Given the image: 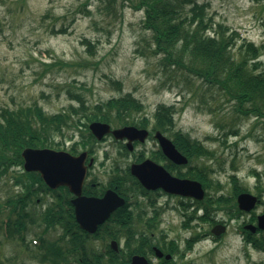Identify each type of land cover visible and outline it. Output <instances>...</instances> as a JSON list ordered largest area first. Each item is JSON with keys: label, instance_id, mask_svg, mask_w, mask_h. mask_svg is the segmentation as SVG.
Instances as JSON below:
<instances>
[{"label": "rangeland", "instance_id": "1", "mask_svg": "<svg viewBox=\"0 0 264 264\" xmlns=\"http://www.w3.org/2000/svg\"><path fill=\"white\" fill-rule=\"evenodd\" d=\"M199 1L209 4L215 20L257 45L264 44V0ZM142 19L143 10L135 9L131 0H0V110L37 104L48 114L68 113L71 104L80 106L70 95L74 91L83 97L86 112L77 109L75 118L91 114L96 105L102 108L99 114H105L107 108L101 104L123 96L142 104L133 116L150 118L159 104L171 105L174 131L181 129L213 152L193 162L210 183L207 190L212 196L230 195L229 176L235 174L249 192L259 195L252 210L258 214L264 207V117L237 113L233 102L214 87L165 67L160 55L152 53V35L143 28ZM259 59L264 67V49ZM73 125L64 127L54 143L68 147L73 137L78 139ZM16 171L0 176V209L5 212L9 207L4 201L21 192L12 181ZM135 199V204L139 200L143 205L138 194ZM50 204L52 195L45 192L28 202L25 209L34 221L25 232L27 242L0 234V257L6 264H52L41 261L40 253L34 255L37 250L31 242L45 231L39 214ZM182 209L178 198L171 199L158 227L152 229L156 238L164 233L180 245L194 232L206 233L178 256L179 264L188 259L195 264H264V250L246 243L239 231L250 212L233 218L226 208L210 211L209 218L226 224L215 241L208 233L214 221L192 220L186 226ZM133 229L137 232L141 226ZM61 233V227L53 225L44 235L55 239ZM120 243L126 250L135 246V242ZM85 244L96 251L104 247L96 241Z\"/></svg>", "mask_w": 264, "mask_h": 264}, {"label": "trees", "instance_id": "2", "mask_svg": "<svg viewBox=\"0 0 264 264\" xmlns=\"http://www.w3.org/2000/svg\"><path fill=\"white\" fill-rule=\"evenodd\" d=\"M135 9L143 10V28L151 32L154 46L152 53L160 55V61L167 68L180 71L183 74L195 76L209 87L220 91L227 101L233 102L234 110L243 115L264 117V67L260 55L263 53L264 44H255L241 36V33L224 22L214 19L209 12V4L199 0H131ZM70 95L80 102L79 108L70 105L67 112L59 111L53 114L46 113L41 106L27 105L18 108L3 107L0 110V176L8 173L10 169L18 168L22 164L21 149L25 146L56 147L54 137L63 134L64 127L75 125L83 118L86 122L99 119L119 123L135 124L132 112L138 111L142 104L131 96L112 98L102 103L107 108L105 114L102 108L95 106V111L89 115H78L77 109L85 112L84 99L79 92H70ZM70 111L72 113H70ZM154 127L167 130L175 125L173 106L159 104L154 113ZM130 119V120H129ZM145 126V118L141 119ZM173 141L177 148L183 151L190 159L200 156L209 157L213 154L196 139H191L188 134L180 131L173 132ZM82 137L89 140L93 138L82 131ZM204 185L208 184L201 176ZM232 195L212 196L207 193L202 203V219L209 221V212L216 209H227L231 215H237L240 210L235 205V195L246 190L241 185L235 174H230ZM219 182V180H217ZM14 183L23 187L22 194L9 196L4 202L8 211L0 209V234L4 231L6 237L24 240L23 231L27 222L34 219L25 211V206L32 199V195L39 189L49 191L42 182L37 172H18ZM47 226L56 223V214L53 208L48 209L43 215ZM127 217H132L126 215ZM78 233V232H77ZM112 230H105V235L113 236ZM264 234V233H263ZM111 235V236H110ZM247 241L257 248L264 250V236H257L246 231ZM80 237V235H78ZM44 240L40 252L41 261H50L60 264L56 256H66L65 250L59 243ZM77 236L67 241L73 250V255L84 264H101L96 258L86 260V247L75 242ZM79 241V240H78ZM113 253V252H112ZM71 254V255H72ZM113 256L117 254L113 253ZM92 256H97L92 253ZM65 259V258H64ZM124 258L112 257L105 264H121ZM0 264H6L0 257Z\"/></svg>", "mask_w": 264, "mask_h": 264}, {"label": "flooded vegetation", "instance_id": "3", "mask_svg": "<svg viewBox=\"0 0 264 264\" xmlns=\"http://www.w3.org/2000/svg\"><path fill=\"white\" fill-rule=\"evenodd\" d=\"M139 121L140 118H136L133 125L147 129L148 132L144 140L133 139L129 141L126 137L119 139L114 137L112 133H109L100 140L94 139L93 141L83 142L81 133L78 134L80 132L78 129L75 130L77 131V135L73 132L74 136H79L78 139H74L73 137V141L68 147H65L63 144L60 145L62 149H66L75 155L82 151L87 153L84 160L86 172L80 187V193L71 191L66 185H59L54 189V212L61 228L71 230L74 232L73 237H75L76 230L78 228L82 229L77 219V212L80 211L85 214L94 213L96 209L87 200L102 199L107 191H112L117 197L120 196L124 199V204L117 206L106 219L104 218L99 221L95 231L89 233L88 238L82 239L84 243L85 241H96L100 242V245H104L103 250L99 251L103 255L97 256V260L105 263V261L113 257L112 254L109 255L107 248L105 250V241L107 242V247L112 240V238H105V230L107 229L113 230L116 234L119 233L120 237H117L116 241L118 249L120 248L119 251L122 250L123 254L128 253L130 249H124L120 240L126 244L135 242V251L144 255L148 259V264H177L179 262L177 260L178 256H183L189 251L186 241L191 238L203 237L206 233L194 232L184 238L183 245H180L175 239H166L164 233H162V238L158 239L154 236L153 231L148 232L147 230L158 227L157 223L160 222V217L168 208L170 200L173 198H178L180 204L183 205L181 211L185 219L184 225L186 226H189L192 220H201L200 214L203 208L196 200L166 191L161 186L152 189L145 187L138 178L132 175L131 165L140 163L145 159H150L154 164L161 166L170 176L192 179H196L195 177L199 176L205 178V176L202 173V169L193 163L195 159L192 161L188 160L186 164H178L164 153L157 132H160L161 135L173 142L172 128H167L166 131L154 128L155 118L153 116L146 118L144 123L146 126H142ZM113 123L120 124L118 121ZM122 125L124 124L112 125V128ZM78 126L81 127V125ZM147 143L151 145L147 146ZM177 149L185 155L179 148ZM155 171L159 173L158 169H155ZM137 194L143 205L140 204L139 200L135 204ZM263 210L264 207L261 211ZM126 215L132 217L126 218ZM242 215H244L243 211L240 212L239 217ZM251 219L252 216H249L247 220L241 222L239 228L241 232V227H244ZM216 221L214 224H224V220L222 219ZM129 222L133 224V227H137V225L141 226V229H138L136 232L137 239L125 240L124 230ZM224 225L226 227V224ZM82 236H86L85 233H82ZM243 238L245 240L244 234ZM218 239L217 237L215 241ZM75 242H78V240ZM196 242L197 240L193 242V245ZM155 249H158L160 254L156 255ZM120 255H118V258ZM87 260L92 261L90 259ZM194 262L195 260L188 259L183 261L182 264H195Z\"/></svg>", "mask_w": 264, "mask_h": 264}, {"label": "water", "instance_id": "4", "mask_svg": "<svg viewBox=\"0 0 264 264\" xmlns=\"http://www.w3.org/2000/svg\"><path fill=\"white\" fill-rule=\"evenodd\" d=\"M92 134L101 139L105 134L111 132L116 138L127 137L129 141L133 139L144 140L147 135L146 129H139L133 125L111 129L106 122L92 121L89 124ZM160 145L164 153L175 163H186L187 158L182 155L171 142L170 139L157 132ZM23 158V167L26 171H37L40 173L44 182L55 188L59 185H67L68 188L80 193V187L85 176L84 160L86 152L79 155H72L64 150H55L48 147H24L21 151ZM159 170V173L155 171ZM131 173L147 188L163 187L164 190L191 196L196 199H202L204 190L199 181L188 178H178L168 175L161 166L154 164L150 159H145L141 163L131 165ZM96 210L94 213L85 214L77 212V219L81 227L89 232L95 230L96 224L106 218L109 213L123 203V199L117 197L112 191H107L102 199L87 200ZM257 202V197L248 192L239 193L237 196L238 207L242 210H251ZM93 217V219H91ZM256 227L264 229V212L258 215L257 225H247L251 231ZM212 231L220 234L224 231V226L216 225ZM116 248V243L112 242ZM127 264H147L146 259L140 255H133L131 261Z\"/></svg>", "mask_w": 264, "mask_h": 264}]
</instances>
